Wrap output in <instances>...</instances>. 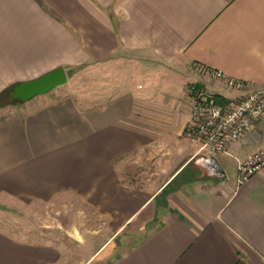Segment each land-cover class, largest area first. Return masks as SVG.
<instances>
[{
    "label": "crops",
    "instance_id": "1",
    "mask_svg": "<svg viewBox=\"0 0 264 264\" xmlns=\"http://www.w3.org/2000/svg\"><path fill=\"white\" fill-rule=\"evenodd\" d=\"M90 65L116 82L92 99L57 87L0 107V264H264V168L242 184L236 171L264 150V117L214 157L186 136L188 86L224 102L264 90V0H0V93ZM121 67L168 82L134 89ZM135 160L169 174L153 193L127 180ZM60 198L98 227L10 213Z\"/></svg>",
    "mask_w": 264,
    "mask_h": 264
},
{
    "label": "built area",
    "instance_id": "2",
    "mask_svg": "<svg viewBox=\"0 0 264 264\" xmlns=\"http://www.w3.org/2000/svg\"><path fill=\"white\" fill-rule=\"evenodd\" d=\"M211 80L230 90L243 86L241 80L230 78L221 70L198 68ZM199 87V86H196ZM191 99V120L186 136L200 145L208 156L228 153L232 143L238 141L251 126L264 117V90L250 91L244 97L227 101L224 106L214 102L207 89L188 88ZM264 168V150L237 162V182L242 184Z\"/></svg>",
    "mask_w": 264,
    "mask_h": 264
},
{
    "label": "rangeland",
    "instance_id": "3",
    "mask_svg": "<svg viewBox=\"0 0 264 264\" xmlns=\"http://www.w3.org/2000/svg\"><path fill=\"white\" fill-rule=\"evenodd\" d=\"M150 71L152 72L149 73L151 78L150 86H148L149 84H146V78L143 75L144 73H135L133 68L121 67L118 75L123 74L131 77L132 87L134 89H137L138 85H140L141 88L143 87V89H146L149 87L157 86L160 83L165 84L166 82H168L165 77L163 78L158 75L157 69L153 68ZM66 74L68 76L67 83L66 85L60 86V88H67L75 95L80 94L81 96H83V94H86L88 96H91L90 99H92V96L96 92H99L101 88L109 86L110 82L113 81L114 84L116 83L114 80L109 79V69L100 71L99 69H95L92 65L78 69L74 68L71 70H66ZM193 86L195 88L207 89V87H205L204 85ZM188 88L190 87L188 86ZM3 98L8 100L7 96ZM214 102L219 106H224V104H226L223 100L216 98V96H214ZM8 107L12 108L14 107V105L11 104L8 105ZM199 151L204 152L200 148ZM135 156H137V154H135ZM134 162L135 168L133 171H131V173H128L127 180L132 181V183L137 185H150L148 189L149 193H153L154 191H156L157 187L161 185L165 178H167L169 175L168 173L164 172H141L142 169L137 168V165L140 164V161L135 160ZM10 213L15 214L16 219L21 220L19 221V223H21V225H23L24 227L43 229L48 225H53L54 227L64 226L65 228L69 229L71 228V226L76 225L79 228L80 232L83 233L85 231H93L99 225V222L95 220L96 215L92 210H84L82 206H78V204H76L71 199L63 200L62 198H60L52 205H33L31 207H26V209L23 211L12 210ZM61 238L62 240H68V242H71V244H76V242H74L68 236L64 238L59 236V239ZM84 255L87 257L88 253H83L82 256Z\"/></svg>",
    "mask_w": 264,
    "mask_h": 264
},
{
    "label": "water",
    "instance_id": "4",
    "mask_svg": "<svg viewBox=\"0 0 264 264\" xmlns=\"http://www.w3.org/2000/svg\"><path fill=\"white\" fill-rule=\"evenodd\" d=\"M67 83V75L63 68L58 67L39 78L14 85L7 93L10 103H24L35 96L45 95L57 87ZM211 160V159H210ZM220 175L219 172H215Z\"/></svg>",
    "mask_w": 264,
    "mask_h": 264
},
{
    "label": "trees",
    "instance_id": "5",
    "mask_svg": "<svg viewBox=\"0 0 264 264\" xmlns=\"http://www.w3.org/2000/svg\"><path fill=\"white\" fill-rule=\"evenodd\" d=\"M14 86V85H13ZM13 86H10L8 88H6L4 91H2L0 93V107H4L6 105H11L13 103H10L7 99H4L3 97L7 96L6 94L8 93V91L13 87ZM3 98V100H2Z\"/></svg>",
    "mask_w": 264,
    "mask_h": 264
}]
</instances>
